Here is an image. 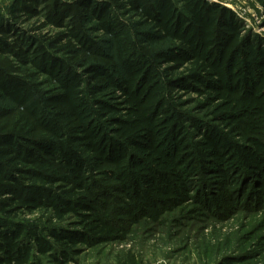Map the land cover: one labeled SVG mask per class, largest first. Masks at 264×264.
I'll list each match as a JSON object with an SVG mask.
<instances>
[{
	"label": "trees",
	"instance_id": "obj_1",
	"mask_svg": "<svg viewBox=\"0 0 264 264\" xmlns=\"http://www.w3.org/2000/svg\"><path fill=\"white\" fill-rule=\"evenodd\" d=\"M124 1L54 0L38 14L63 30L19 43L2 35L17 38L13 21L32 11L0 9V52L22 74L0 67V100L20 112L0 132V264H65L81 245L127 242L211 174L264 190L263 42L218 2ZM231 191L198 197L230 209Z\"/></svg>",
	"mask_w": 264,
	"mask_h": 264
},
{
	"label": "rangeland",
	"instance_id": "obj_2",
	"mask_svg": "<svg viewBox=\"0 0 264 264\" xmlns=\"http://www.w3.org/2000/svg\"><path fill=\"white\" fill-rule=\"evenodd\" d=\"M28 1L17 0L20 5H28L32 11L18 14L13 21L17 38H11L6 33L2 36L10 43H19L20 37L24 36L53 40L63 29L47 26L38 13L46 11L54 0ZM112 1L117 10L125 3L124 0ZM211 1L230 9L242 26L243 34L257 38L264 44L263 3L259 0ZM11 2L13 0H0V9H5ZM80 9L84 11L85 7ZM91 35L96 41L101 34L91 32ZM58 49L63 52L60 57L72 59V47L59 44ZM1 50L0 67H11L17 73L11 72L13 77L22 76L18 66L6 54L4 46H1ZM13 108L12 114L0 119V132L15 131L19 126L17 117L20 114L8 101L0 100V110ZM235 179L227 182L221 174H211L205 178V184L195 189L192 201L167 215L162 224L142 222L133 229L127 242L91 249L81 245L79 247L85 251L65 264H264V190H261V183L258 186L249 180L243 183L239 175ZM219 188H230L231 196L240 193L231 202L230 209L223 206L211 208L200 202L199 195L213 196ZM42 260L43 264H56L46 258Z\"/></svg>",
	"mask_w": 264,
	"mask_h": 264
}]
</instances>
